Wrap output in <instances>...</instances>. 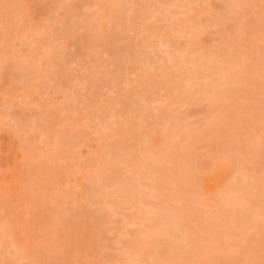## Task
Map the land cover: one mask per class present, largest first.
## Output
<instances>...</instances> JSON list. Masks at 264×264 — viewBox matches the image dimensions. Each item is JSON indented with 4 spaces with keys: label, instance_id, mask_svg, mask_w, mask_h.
Returning a JSON list of instances; mask_svg holds the SVG:
<instances>
[{
    "label": "rangeland",
    "instance_id": "374dc122",
    "mask_svg": "<svg viewBox=\"0 0 264 264\" xmlns=\"http://www.w3.org/2000/svg\"><path fill=\"white\" fill-rule=\"evenodd\" d=\"M168 1L0 0V264H125L120 250L125 247L134 254L142 248L134 238L141 226L127 228L129 236L121 235L124 218L133 219L135 210L124 207L115 188H107L113 193L107 198L102 193L106 183L134 180L127 167L137 164L135 169L142 171L138 165L144 161L158 172L155 185L160 189L158 197L145 201L184 207L183 224L208 248L202 257H191L199 249L189 250L179 264H264V223L248 234L237 231L242 222L245 228L256 224V217H250L254 211L264 212V0H192L194 9L185 16L166 17L170 22L164 13H155ZM234 3L240 5L236 11ZM131 4L135 11L126 12ZM178 23L193 34L180 37L172 30ZM160 34L172 44L175 56L191 44L190 51L238 60V66L221 75L227 76L222 98L212 105L197 103L192 94L176 89L180 83L175 81L181 78L177 62L162 63L163 49L150 48ZM216 56L214 60L220 58ZM217 66L215 61L205 70L213 69L216 77L221 72ZM165 72L167 82L160 76ZM197 77L200 74L195 75L198 82ZM179 96L187 104L180 105ZM155 97L163 100L152 102ZM104 120L110 127L101 128ZM164 123L171 131L161 133ZM178 128L185 130L178 138H163ZM150 148L157 153L154 157L147 152ZM111 155L115 165L108 168ZM123 155L128 165L119 164ZM237 163L255 179L249 183L255 194L245 200L235 195L230 199L227 190ZM93 178L100 183L90 182ZM217 198L224 200L223 214L237 221L218 226L212 238L192 220L199 212L206 215L202 221H211L205 210ZM112 201L118 207L109 206ZM228 229L232 237L224 234ZM154 244L143 248L145 258L154 250L166 255L171 245L165 240Z\"/></svg>",
    "mask_w": 264,
    "mask_h": 264
},
{
    "label": "bare ground",
    "instance_id": "6f19581e",
    "mask_svg": "<svg viewBox=\"0 0 264 264\" xmlns=\"http://www.w3.org/2000/svg\"><path fill=\"white\" fill-rule=\"evenodd\" d=\"M195 1V0H194ZM235 1V0H234ZM242 1V0H241ZM244 1V0H243ZM245 1H247V0H245ZM185 2H187V3H185ZM227 2H228V0H227ZM226 2V3H227ZM160 3V2H159ZM224 3H225V0H224ZM231 3H233L232 2V0H231ZM236 3V2H235ZM235 3L233 4L234 6L233 7H235L234 9H231L230 11H236L237 10V8L236 7H239L238 6V3L235 5ZM240 3V2H239ZM162 4H163V2H162ZM195 3L192 1V0H170V1H168L167 3H165V4H163L162 5V7L165 5V6H167L164 10H162V9H160V8H158V9H155L156 11H155V13L157 12V13H164V15H167V16H164L163 17V15H162V17L163 18H165L166 19V17H169V16H171V17H175V15H176V17H180V15H183V16H185V15H188V11H190L191 12V10H193L194 9V7L192 8V5H194ZM244 4V3H243ZM227 5V4H226ZM229 5V4H228ZM247 5V4H246ZM106 8H108V7H106ZM110 9L109 10H111L112 11V8H113V6H112V8L111 7H109ZM177 8V9H176ZM232 8V7H231ZM226 9H227V7H226ZM239 9V8H238ZM251 9V8H250ZM252 9H253V7H252ZM111 11H109V12H111ZM133 11H135V6L133 5V4H131L127 9H126V12H133ZM227 11V10H226ZM233 11V12H234ZM250 11H252V10H250ZM232 12V13H233ZM154 13V12H153ZM231 13V12H230ZM236 13V12H235ZM234 13V14H235ZM151 16V14L149 15V17ZM171 17L168 19H166L168 22H170L171 20ZM182 17V16H181ZM152 18H154L153 16H152ZM162 18V20H164ZM175 19V18H174ZM146 20H148V19H146ZM165 20V22H167ZM172 20H173V18H172ZM178 20H179V18H178ZM189 19H186V21H188ZM157 22H159L158 20H157ZM172 23L173 22H171V23H169V24H171L172 25ZM106 24V23H105ZM129 24V23H128ZM166 25H167V23H165ZM168 24V25H169ZM103 25V24H102ZM175 25V24H174ZM217 25V26H216ZM173 26V25H172ZM104 27V26H103ZM187 26L186 25H184V24H182V23H178V26L175 28V29H172L174 32H180L181 33V36L180 37H187V36H190V35H192L193 34V31H191V30H187L186 31V28ZM196 27V26H195ZM213 27H219L218 26V23L216 24V23H214L213 24ZM106 28V27H105ZM168 28V27H167ZM166 29V28H165ZM195 29V28H194ZM170 30H171V26H170ZM166 31V30H165ZM167 31H168V29H167ZM156 37H159V42H158V44H152V45H150V48L153 50V51H155V50H157V49H163V55L161 54V56H160V58H159V60L162 62V63H167V62H169V61H173V60H175L177 63H176V65L175 66H177L179 69H178V72H179V76H181V78L178 80V79H175V80H178V81H175V82H179L180 84H177L178 86L176 87V89L177 90H180L181 91V94H185V93H189L188 94V96H191V94H192V96L193 97H195L196 99H197V103H203V102H205L206 104H211L212 105V103H214V102H217V100L219 99V98H222L221 97V95H222V87H224L223 86V83H222V80L224 79V78H227V76L226 77H224L223 79H221L223 76H221L222 74H224V72H226V71H228V70H230L231 68H233L234 66H236L237 65V62H238V60H237V62H235V60H234V62L233 61H227L225 58H223V57H221V56H218V57H220L219 59H216V60H214V58H215V56H216V54H215V56H207V54L205 55V53H203L202 52V49H201V51L200 50H198V51H196V50H192V51H190L189 50V47L191 46V44H190V46H187L188 48H186V47H183V48H179L177 51H179V56H175L174 55V53L172 52V50H171V48L173 47L172 46V44L171 43H169V41L168 40H166V38H164V35L162 34H160V35H157ZM231 37V36H230ZM229 38V37H228ZM230 49H231V47H230ZM205 51V50H204ZM229 51V50H228ZM231 51H232V49H231ZM198 55V54H200V56L199 57H197V58H193V59H187L186 57L187 56H192V55ZM219 55V54H218ZM227 55H228V52H227ZM227 55H225V56H227ZM230 55H232V54H230ZM244 55H246V54H244ZM243 55V56H244ZM156 56H158V54L156 55ZM207 56V57H206ZM217 57V56H216ZM217 57V58H218ZM232 57V56H231ZM241 58H242V56H240ZM249 57V56H248ZM252 57V56H251ZM239 57H236V59H238ZM250 58V57H249ZM158 60V61H159ZM214 60V61H213ZM244 60H245V58H244ZM248 61H249V59H247ZM246 60V62H248ZM251 60V59H250ZM159 61V62H160ZM215 61H217V63H219L220 64V67L218 68V66H217V68H218V70H220L221 72H219L218 70H217V72H219V74H218V76H216L215 77V75H216V73L215 74H212L213 72H211L213 69H211V71L209 72V73H207V66H208V64L209 63H214ZM243 61V60H242ZM240 62V61H239ZM251 62V61H250ZM147 63V62H146ZM171 63V62H170ZM153 64V63H152ZM241 64V63H240ZM145 65V64H144ZM147 65H149V64H147ZM166 65V64H165ZM245 65H246V63H245ZM150 66H151V64H150ZM160 66V65H159ZM174 66V67H175ZM210 66H212V64L210 65ZM209 66V67H210ZM238 66V65H237ZM162 67V66H161ZM173 67V66H172ZM173 67V68H174ZM248 67V66H247ZM252 67V66H251ZM152 69H156L153 65H152V67H151ZM159 68V67H158ZM216 68V67H215ZM253 68V67H252ZM148 69V68H147ZM168 68H166V70H167ZM206 69V70H205ZM248 69H249V67H248ZM171 70V69H170ZM235 70V69H234ZM149 71V70H148ZM163 71V70H162ZM169 71V70H168ZM214 71V70H213ZM147 72V71H146ZM155 72H157V70L155 71ZM164 72V71H163ZM215 72V71H214ZM251 72V71H250ZM256 72V71H255ZM153 74V73H152ZM200 74V76L201 77H197V80H198V78H199V80H198V82L195 80V75H199ZM201 74H203V76L201 75ZM172 75V74H171ZM177 75V74H176ZM154 76V75H153ZM160 76H162V77H164L165 79H167V80H165L166 82L169 80V74L167 73V72H165L163 75H160ZM224 76H225V74H224ZM235 76V75H234ZM259 76V75H258ZM263 76V75H262ZM261 76V77H262ZM158 77V76H157ZM157 77H155V78H157ZM174 76H172V78H173ZM238 77V76H237ZM259 77L260 79H262V78H264V77ZM153 78V77H152ZM152 78L150 77V78H147L148 80L149 79H151L152 80ZM154 79V78H153ZM247 79V78H246ZM155 80V79H154ZM162 80V79H161ZM201 80V81H200ZM224 80H226V79H224ZM140 81V80H139ZM150 81V80H149ZM199 81L201 82V84L202 83H204V85H203V88L201 87V85L199 86ZM244 81V80H243ZM249 81V80H248ZM255 81V80H254ZM172 82V81H171ZM229 82V81H228ZM240 82V81H239ZM128 83V82H127ZM127 83H126V85H127ZM164 83V82H163ZM170 83V82H169ZM173 83H174V79H173ZM236 83V82H235ZM142 84V83H141ZM148 84V83H147ZM152 84V83H151ZM227 84V83H226ZM234 84V83H233ZM147 85H145V87H146ZM154 86V85H153ZM156 86V85H155ZM161 86V85H160ZM168 86V85H167ZM175 86H176V84H175ZM227 86V85H226ZM230 86H231V83H230ZM243 86V85H242ZM148 87V86H147ZM165 87V86H164ZM233 87V86H232ZM231 87V88H232ZM244 87H245V85H244ZM225 88V87H224ZM230 88V89H231ZM166 89V88H165ZM145 90V89H144ZM147 90V89H146ZM174 91H175V89H174ZM224 91H226V89L224 90ZM146 92V91H145ZM160 92V91H159ZM163 92V91H162ZM152 93H153V91H152ZM229 93V92H228ZM234 93H236V92H234ZM233 92H232V94H234ZM240 93H241V91H240ZM149 95H150V92L148 93ZM177 94V93H176ZM230 94V93H229ZM162 95V94H161ZM224 95V94H223ZM238 95H239V92H238ZM146 96V95H145ZM160 96V95H159ZM167 96V95H166ZM176 96H178V95H176ZM235 96H237V94L236 95H234V98H235ZM148 97V96H147ZM146 97V98H147ZM150 97V96H149ZM163 98L165 97V94L162 96ZM179 97H181V96H179ZM192 97V98H193ZM228 96H227V91H226V98H227ZM153 98V97H152ZM163 98H156L155 97V99H154V101L152 100V102H156V101H158V100H163ZM183 97H181V99H182ZM191 98V97H190ZM226 98H223V99H225V101L227 100ZM164 99H166V98H164ZM142 100H144V99H142ZM185 100V99H184ZM184 100L182 99L181 101H179V103H180V105H185V104H187V103H185L184 102ZM188 100H189V97H188ZM120 101H122V100H120ZM146 101V100H145ZM117 103V102H116ZM176 103V102H175ZM178 103V104H179ZM220 103H222V102H220ZM171 104V103H170ZM168 105V106H171V105ZM177 104V105H178ZM219 104V103H218ZM224 104V103H223ZM234 104V103H233ZM217 105V104H216ZM222 105V104H221ZM77 106V105H76ZM179 106V105H178ZM65 107V106H64ZM68 107V106H67ZM211 107V106H210ZM142 108V107H141ZM176 108V107H175ZM183 108V107H182ZM66 109V108H65ZM169 109V108H168ZM171 109V108H170ZM172 109H174V108H172ZM171 109V110H172ZM140 110V109H139ZM145 110V109H144ZM232 110V109H231ZM64 111V110H63ZM69 111V110H68ZM174 111H175V109H174ZM174 111H172V113L174 112ZM110 112H111V110H110ZM129 112V111H128ZM118 113H119V111H118ZM117 113V114H118ZM67 114V113H66ZM116 114V113H115ZM115 114H113L112 113V115L111 116H113L114 117V115ZM125 114V113H124ZM129 115V114H128ZM110 116V115H109ZM139 116V115H138ZM175 116V115H174ZM178 116V115H177ZM140 117V116H139ZM180 117V116H179ZM68 118H69V115H68ZM111 118V117H110ZM110 118H106L107 120L108 119H110ZM156 118V117H155ZM176 118V117H175ZM178 118V117H177ZM121 119V118H120ZM141 119V118H140ZM100 120H102V118L100 119ZM101 122V121H100ZM112 122H113V120H112ZM99 123V122H98ZM102 123V122H101ZM110 123H111V120H110ZM103 124V127H101V128H108V127H110V125L108 124V121H107V123L105 122V120H104V122L102 123ZM116 124V121H115V123H113V125H115ZM111 125H112V123H111ZM112 125V126H113ZM171 125V124H170ZM100 126V125H99ZM102 126V125H101ZM162 127V129H161V133L163 132V131H165V130H169L168 128H169V123H164V124H162L161 125ZM173 126V125H172ZM174 127V126H173ZM185 127V126H184ZM183 127V128H184ZM157 128V127H156ZM181 128V127H180ZM171 129V128H170ZM185 129H187V127L185 128ZM99 130V129H98ZM154 130H155V128H154ZM174 130V129H173ZM173 130H172V132H170V134L168 133V135H170V136H168V135H164L163 136V138H166L167 139V137H172L171 139H175L176 137L178 138V136L182 133V131L184 130V129H179L178 128V130H176V131H174L173 132ZM189 130V129H188ZM188 130H186V132L188 131ZM158 130H156V132H157ZM160 131V130H159ZM169 131H171V130H169ZM168 131V132H169ZM185 131V130H184ZM190 131V130H189ZM166 132V131H165ZM191 132V131H190ZM41 133V132H40ZM193 133V132H192ZM189 134V133H188ZM197 134V133H196ZM42 136V135H41ZM165 136H167V137H165ZM154 137V136H153ZM159 137V136H158ZM156 138V137H155ZM163 138H161L162 140H163ZM198 138V137H197ZM160 139V140H161ZM193 139V138H192ZM159 139H158V141H160ZM179 140V139H178ZM157 141V142H158ZM166 141V140H165ZM170 142H173V144H175L174 142V140L172 141V140H169ZM157 142H155L154 141V143H157ZM160 143V142H159ZM162 143V142H161ZM55 144V143H54ZM172 145V144H171ZM176 145V144H175ZM53 146V145H52ZM120 146V145H119ZM159 147H161V144H159L158 145ZM167 146H169V145H167ZM51 147V146H50ZM54 147H55V145H54ZM172 147H174V146H172ZM172 147H171V149H172ZM190 147V146H189ZM161 148H163V147H161ZM165 148V147H164ZM167 148V147H166ZM169 148V147H168ZM56 149V148H55ZM160 149V148H159ZM175 149V148H174ZM51 150V149H50ZM154 149H152V148H150L149 150L147 149V152H149L150 153V155H152V157H154V154L156 155L157 153H156V151L154 152L153 151ZM168 150V149H167ZM172 152H173V150H171ZM53 152H55V151H53ZM146 152V153H147ZM152 152H153V154H152ZM168 152V151H167ZM109 153V152H108ZM112 153V152H111ZM163 153V152H162ZM142 154V153H141ZM148 154V153H147ZM109 155V154H108ZM116 155V154H115ZM125 155H127L128 156V154L126 153ZM143 155V154H142ZM169 155V154H168ZM51 156V155H50ZM114 156V155H113ZM124 156V155H123ZM148 157H150L149 159H151L152 157L151 156H149V154H148ZM171 157V156H170ZM117 158H119V157H117ZM52 159V158H51ZM63 159H64V157H63ZM164 159V158H163ZM171 159H172V157H171ZM107 160V159H106ZM109 160V165H108V168H110L112 165H115L114 163H113V160H115V158L114 157H112V155H111V157L108 159ZM132 160V159H131ZM157 160H158V158H157ZM173 160V159H172ZM241 160V159H240ZM246 161V160H245ZM128 162H130L129 160H127V158L125 159V156H124V159H120V162H119V164L121 163V164H125V165H128L129 163ZM152 162V161H151ZM167 162H168V160H167ZM233 162V161H232ZM231 162V163H232ZM100 163V162H99ZM159 163V162H158ZM169 163V162H168ZM221 163V162H220ZM244 163V162H243ZM150 164V163H149ZM232 164H234V163H232ZM238 164V163H237ZM242 164V163H241ZM241 164H238V165H240L232 174H231V177H230V179H229V183H228V188H227V190L231 193V198L230 199H234V195H235V199L237 200V196H238V198L241 200L242 198H244V200L245 199H247V196L248 195H254L255 193L253 192V191H250V189H249V183H250V181H254L255 179L253 178V177H251V176H249L245 171H246V169H245V171H244V168L241 166ZM246 164V163H245ZM230 166H231V164H229ZM243 165V164H242ZM136 166H137V164H136ZM136 166L135 167H132V166H128L127 167V169H126V171H127V173H129L130 174V176H134L135 178H134V180L133 179H130L129 177H126V178H124V179H122V180H120V181H116V182H114L113 184H107L106 183V185H104V191H103V193H102V197H109L110 196V194L112 193L110 190H107V188H115V194L117 195V197L118 198H120L121 200H122V202L124 203V207H125V205H126V209L127 210H130V209H134L135 210V214H134V218L133 219H131V220H128V219H126L127 217H125L124 219V222L126 221V225L124 226V227H122V228H124V232H122V234L121 235H123V236H129L130 235V232L128 231V229L127 228H129V227H132V226H134V225H140L141 226V229L138 231V232H134V233H136L135 235H134V238L137 240V241H140L141 243H142V248H140V250H137V252H135L134 254H131V251H130V249H127V248H122L121 250H120V254H122V255H124V256H126V258H125V264H179L180 262H182V260H184V258L186 257V255H188V251L189 250H193V251H196V250H198L197 252H196V254H194L193 256H191V257H202V255L203 254H207L208 255V248H207V246H206V244H204L203 242H201L200 240L198 241V239H196L195 238V234H197V232H195V231H190V229H188L187 227H186V225H184L183 224V222H184V217H185V215H184V217L182 216V213L185 211L184 210V207H183V209H181V208H176V207H172L171 205H169L168 204V202H160V204H158V205H154V204H151V203H147L145 200L146 199H150V198H155V197H158L159 196V191H160V189H158L157 187H156V182H157V180L158 179H156V178H159V175H158V172L157 171H153V170H151L152 168H150V167H148V165H147V162L146 161H144V162H141V164H139L138 166L139 167H141L143 170L142 171H137L135 168H136ZM164 166V165H163ZM168 166V165H167ZM222 166H224L225 168L227 167L226 165H223L222 164ZM244 166V165H243ZM247 166V165H246ZM245 166V167H246ZM95 167H97V166H95ZM99 167V166H98ZM166 167V166H165ZM236 167H237V165H236ZM232 168V167H231ZM100 169V168H99ZM123 169V168H122ZM113 170V169H112ZM159 170V169H158ZM170 171V170H169ZM232 171V170H231ZM97 172V171H96ZM109 172H111V171H109ZM162 172V171H161ZM166 172H168V171H166ZM230 172V171H229ZM99 173V172H98ZM120 173V172H119ZM163 173V172H162ZM101 174V173H100ZM98 175V174H97ZM104 175V174H103ZM122 175V174H121ZM105 176V175H104ZM94 177V176H93ZM122 177V176H121ZM162 177V176H161ZM164 177V176H163ZM255 177V176H254ZM252 178L254 179V180H252ZM96 179V178H95ZM94 178L93 179H89L90 180V182H93V183H96V184H98V183H100V179H96L95 180ZM115 179V178H114ZM166 180V179H165ZM168 180V179H167ZM260 180V179H259ZM264 180V179H263ZM113 181V180H112ZM173 181V180H172ZM171 181V182H172ZM257 181V180H256ZM255 181V182H256ZM105 182V180L103 181V183ZM166 182V181H165ZM170 182V181H169ZM260 182H262L263 183V181H262V179L260 180V181H258V183H260ZM110 183V182H109ZM102 184V183H101ZM158 184H159V182H158ZM170 184V183H169ZM264 184V183H263ZM262 185V184H261ZM167 186V185H166ZM166 186H162V188L163 189H166ZM170 186H172L173 187V184H171ZM171 188V187H170ZM264 188V187H263ZM111 190H113V189H111ZM172 190V189H171ZM175 190V189H174ZM174 190H172L171 192H174ZM253 190V189H252ZM170 191V190H169ZM227 191V192H228ZM178 192V191H177ZM228 192V193H229ZM99 194H101V193H99ZM113 194V193H112ZM87 195H89V194H87ZM260 194H258V196H259ZM263 195V194H262ZM84 196V195H83ZM114 196V195H113ZM161 196V195H160ZM166 196V195H165ZM177 196V195H176ZM179 197V196H178ZM262 197V196H261ZM170 199V198H169ZM109 200V199H108ZM107 200V201H108ZM111 200V199H110ZM168 200V199H167ZM175 200V199H174ZM224 201L223 200V198L221 199H219V198H217V199H215V200H213V205L209 208V210H205V213H206V211H208L207 213H209L210 215H211V217H209V216H207L208 218H211V221H202L201 219L202 218H206V215L203 217L202 216V214L201 213H199L198 212V214L194 217V219L192 220V221H195V220H197L198 222H197V225H196V223H195V226H197L198 228H200L201 229V231L200 232H205V234H206V232H208L209 233V235L208 236H212V238L214 237V235H215V233H217L216 235H218V232H216V229H217V227L218 226H222L223 227V225L224 226H227V225H229L230 223H235L236 221H237V219H236V217L235 216H233V215H230L229 214V216L228 215H225V213L223 214V212H222V207L224 206V202L222 203V201ZM229 199H227V201H228ZM235 200V201H236ZM240 200H239V202H240ZM243 200V199H242ZM159 201H161V200H159ZM181 201V200H180ZM230 201V200H229ZM88 202H89V200H88ZM113 202V201H112ZM119 202V201H118ZM194 202V201H193ZM236 202H238V201H236ZM109 203V202H108ZM107 203V204H108ZM120 203V202H119ZM174 203V202H173ZM186 202H184V204H185ZM225 203H226V201H225ZM228 203V202H227ZM244 203V202H243ZM262 203V202H261ZM177 204V203H176ZM175 204V205H176ZM188 204H191V203H188ZM239 204V203H238ZM245 204V203H244ZM243 204V205H244ZM118 204H116V203H110L109 204V206H116V207H118L117 206ZM120 205H121V203H120ZM92 206V205H91ZM104 206H106V205H104ZM108 206V205H107ZM122 206V205H121ZM184 206V205H183ZM241 206V205H240ZM239 206V207H240ZM101 207V206H100ZM238 207V208H239ZM246 207H247V204H246ZM245 207V208H246ZM102 208V207H101ZM124 208V209H125ZM231 208H232V206H231ZM248 208V207H247ZM125 209V210H126ZM101 210V209H100ZM110 210V209H109ZM255 210V209H254ZM103 211V210H102ZM105 211V210H104ZM103 211V212H104ZM108 211V210H107ZM113 210L111 209V212H112ZM115 211V210H114ZM122 211H124V210H122ZM195 211H196V209H195ZM194 211V212H195ZM202 211V210H201ZM225 211V210H224ZM101 212V211H100ZM117 212V211H116ZM193 212V211H192ZM197 212V211H196ZM204 212V211H203ZM106 213V212H105ZM142 213V214H141ZM204 213V214H205ZM206 213V214H207ZM118 214V213H117ZM120 214V213H119ZM247 214H249V213H247ZM101 215V214H100ZM105 215V214H104ZM208 215V214H207ZM103 216V215H102ZM115 216H116V214H115ZM167 216V218L168 219H165V217ZM192 216V215H191ZM193 217V216H192ZM250 217H256V220H257V222L256 221H254V222H256V224L254 225L253 224V226H250V227H248V228H245L243 225H242V223H241V225H239V226H237V228H238V235H239V232H240V230L242 229V230H246V234H248V231L249 230H253L254 228H255V230L256 229H259L260 228V226H261V223H264V212H262V210H261V208L260 209H257L256 211H254L251 215H250ZM101 218V217H100ZM190 218V217H189ZM188 218V219H189ZM186 220H187V218H186ZM191 221V222H192ZM188 222V221H187ZM186 222V223H187ZM182 223V224H181ZM190 223V222H189ZM251 223V222H250ZM232 224V226H234ZM244 224H245V222H244ZM247 225H248V222H247ZM246 225V226H247ZM174 227V228H173ZM196 228V227H195ZM228 228V227H227ZM233 229H235V227L233 228ZM220 230V229H219ZM218 230V231H219ZM223 230V229H222ZM221 230V231H222ZM242 230H241V232H242ZM112 231V230H111ZM198 231H199V229H198ZM235 231V230H234ZM244 232V231H243ZM258 232H260V231H258ZM220 233V232H219ZM221 233H223V231L221 232ZM231 232L229 231V229H228V231L226 230L225 232H224V234L225 235H227V236H231V234H230ZM120 235V234H119ZM225 235H223V237L225 236ZM233 235V234H232ZM220 236H221V238H222V235L220 234ZM199 237H201V236H199ZM232 237V236H231ZM230 237V238H231ZM233 237H235V236H233ZM241 237V236H240ZM239 237V238H240ZM243 237V236H242ZM123 238V237H122ZM128 238V237H127ZM219 238V237H218ZM227 238V237H226ZM244 238V237H243ZM201 239V238H200ZM228 239H229V237H228ZM233 239V238H232ZM168 241V242H170L171 243V245H169V248L165 251V253H166V255H164V254H162V255H160V253H159V250H154L153 252H151V253H149V255L147 256V258H145V256H144V254H143V252H142V250H143V248H145V247H148V246H151L153 243H155L154 245H157V242H160V241ZM202 240V239H201ZM218 240V239H217ZM220 240V239H219ZM237 240H238V237H237ZM241 240V239H240ZM245 240V239H244ZM135 241V240H134ZM205 241V240H204ZM223 241V240H222ZM121 242V241H120ZM244 242V241H243ZM214 243H216L215 241H214ZM154 245H153V247H154ZM215 245H217V244H215ZM160 246V245H159ZM167 246H168V244H167ZM158 247V246H157ZM212 247H214V246H212ZM217 247V246H216ZM221 246H219V249H221L220 248ZM236 247V246H235ZM121 248V247H120ZM156 248V247H155ZM164 248V247H163ZM223 248H225V247H223ZM222 248V249H223ZM230 248V247H229ZM139 249V248H138ZM196 249V250H195ZM216 249V248H215ZM134 250V249H133ZM147 250V249H146ZM201 250V251H200ZM229 250H231V249H229ZM234 250V249H233ZM239 250H240V248H239ZM190 251V252H191ZM216 251V250H215ZM219 251V250H218ZM217 251V252H218ZM228 251V250H227ZM119 252V251H118ZM221 252H224V251H222L221 250ZM231 252H233V251H231ZM231 252H230V255H232L231 254ZM237 252H238V250H237ZM192 253V252H191ZM216 253V252H215ZM215 253H214V255H215ZM227 253V252H226ZM226 253L224 254L225 256H226ZM176 254H181L180 256H177ZM237 254H239V253H237ZM236 254V255H237ZM147 255V254H146ZM207 255H203V256H207ZM231 257V256H230ZM199 260V259H198ZM197 260V261H198ZM124 261V260H123ZM184 263V262H183ZM123 264V263H122ZM208 264V263H207Z\"/></svg>",
    "mask_w": 264,
    "mask_h": 264
}]
</instances>
